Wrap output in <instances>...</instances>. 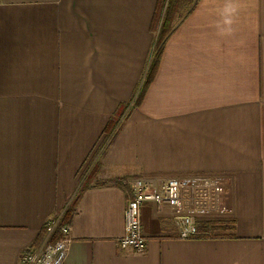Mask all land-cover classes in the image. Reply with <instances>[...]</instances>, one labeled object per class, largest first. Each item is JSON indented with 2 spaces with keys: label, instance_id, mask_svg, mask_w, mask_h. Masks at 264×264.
Listing matches in <instances>:
<instances>
[{
  "label": "crops",
  "instance_id": "1",
  "mask_svg": "<svg viewBox=\"0 0 264 264\" xmlns=\"http://www.w3.org/2000/svg\"><path fill=\"white\" fill-rule=\"evenodd\" d=\"M159 1L0 0V264L63 214L61 264H264V0ZM193 175L223 215L181 240L144 204L146 249L117 247L133 180Z\"/></svg>",
  "mask_w": 264,
  "mask_h": 264
},
{
  "label": "built area",
  "instance_id": "2",
  "mask_svg": "<svg viewBox=\"0 0 264 264\" xmlns=\"http://www.w3.org/2000/svg\"><path fill=\"white\" fill-rule=\"evenodd\" d=\"M223 181L212 176H182L152 182L138 178L131 183V197L124 209V232L117 240L121 250L141 253L147 243L141 230V207L153 204L157 208L167 205L172 209L174 223L181 240L199 237L198 219L223 215L221 203ZM60 219L46 223V238L41 247H28L20 256V264H61L70 244L69 225L60 226ZM56 230L60 238L50 242Z\"/></svg>",
  "mask_w": 264,
  "mask_h": 264
},
{
  "label": "trees",
  "instance_id": "3",
  "mask_svg": "<svg viewBox=\"0 0 264 264\" xmlns=\"http://www.w3.org/2000/svg\"><path fill=\"white\" fill-rule=\"evenodd\" d=\"M170 1H172V0H170ZM161 2H163V0L159 1V6H160ZM171 5H172V3H169L167 6V9H166L165 14H164L163 22L160 25L159 32H158V35H157V38L155 41L154 59H153V62L151 64L153 66V69H155L156 65L158 64L160 52H161L162 46L164 44V41L166 40L168 35L171 33V27L172 26L170 24H168V22H169L168 16L170 14L169 12L173 11L172 9H170ZM159 9H157V12L160 11ZM143 90H142V92H143ZM66 215L63 214V217L59 222L60 226L69 225V222L66 220ZM58 238H60V232H59V230H56L54 235L51 236L50 242L56 241Z\"/></svg>",
  "mask_w": 264,
  "mask_h": 264
},
{
  "label": "rangeland",
  "instance_id": "4",
  "mask_svg": "<svg viewBox=\"0 0 264 264\" xmlns=\"http://www.w3.org/2000/svg\"><path fill=\"white\" fill-rule=\"evenodd\" d=\"M184 1L187 2V1H189V0H184ZM180 5H181V4H180ZM180 5H179V6H180ZM182 7H185V8H183L182 10L180 9V14H179V15H183V13L185 12V10H186V8H187L186 6H182ZM156 27H157V26H156ZM159 27H160V26H159ZM91 183H94V182H91Z\"/></svg>",
  "mask_w": 264,
  "mask_h": 264
}]
</instances>
